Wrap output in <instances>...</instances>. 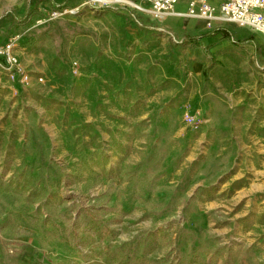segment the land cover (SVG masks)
Returning <instances> with one entry per match:
<instances>
[{
    "label": "rangeland",
    "instance_id": "rangeland-1",
    "mask_svg": "<svg viewBox=\"0 0 264 264\" xmlns=\"http://www.w3.org/2000/svg\"><path fill=\"white\" fill-rule=\"evenodd\" d=\"M120 1L0 0V264H264L243 81Z\"/></svg>",
    "mask_w": 264,
    "mask_h": 264
},
{
    "label": "crops",
    "instance_id": "crops-1",
    "mask_svg": "<svg viewBox=\"0 0 264 264\" xmlns=\"http://www.w3.org/2000/svg\"><path fill=\"white\" fill-rule=\"evenodd\" d=\"M190 1L179 0L175 11H187ZM208 1L221 5L225 0ZM121 17H143L141 20L144 22L139 20L140 23L149 21L153 25L159 24L170 33L169 35L174 34L179 41L189 37V43H196V70L212 68V78L217 80L218 89L229 85L238 77L243 81L239 87V99L235 104L240 105V118L247 119V132L257 138L252 149L262 153L263 158L258 164L262 167L260 172L264 173V34L232 24L209 25L203 19L188 18L176 13L154 17L127 12ZM218 27L225 28L232 36L226 37L223 32H215ZM220 62L226 63L223 71L218 66ZM246 76H249V82L244 81ZM228 109H231V103Z\"/></svg>",
    "mask_w": 264,
    "mask_h": 264
},
{
    "label": "built area",
    "instance_id": "built-area-1",
    "mask_svg": "<svg viewBox=\"0 0 264 264\" xmlns=\"http://www.w3.org/2000/svg\"><path fill=\"white\" fill-rule=\"evenodd\" d=\"M179 0H121L133 10L143 15L160 17L176 13L188 18L203 19L209 25L232 24L246 27L264 34V0H225L221 5H214L208 0H191L187 11L176 12ZM116 0H92L99 6L110 5ZM62 14V12H60ZM19 35L11 36L0 43V57L11 66L20 62L18 55Z\"/></svg>",
    "mask_w": 264,
    "mask_h": 264
},
{
    "label": "trees",
    "instance_id": "trees-1",
    "mask_svg": "<svg viewBox=\"0 0 264 264\" xmlns=\"http://www.w3.org/2000/svg\"><path fill=\"white\" fill-rule=\"evenodd\" d=\"M36 1L37 0H30V5L35 3ZM42 1H49V0H42ZM64 6H65V4L63 6H61V7L63 8ZM214 31L215 32H223L226 37H231L232 36L231 33L229 31H226V29L223 28V27H218ZM188 38L189 37H185L182 42H189ZM117 261H118V264H135V262L133 260H129V259H119Z\"/></svg>",
    "mask_w": 264,
    "mask_h": 264
}]
</instances>
